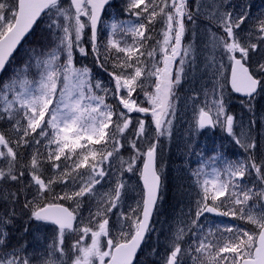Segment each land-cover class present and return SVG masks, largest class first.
<instances>
[{"label": "snow or ice", "instance_id": "6c2138e0", "mask_svg": "<svg viewBox=\"0 0 264 264\" xmlns=\"http://www.w3.org/2000/svg\"><path fill=\"white\" fill-rule=\"evenodd\" d=\"M109 3L110 0H0V72L42 14L48 18L47 28L53 37V46L41 50L35 63L30 56L22 70L0 82V120L9 124L8 131L13 134L0 131V181L22 185L16 192L5 193L3 199L16 202L25 189L31 190L32 199H26L23 205L30 212V219L56 226L46 249L29 253L25 244L9 246L7 242L5 226L12 224L15 213H0V264H133L150 230L161 177L156 167L158 145L149 139L145 119H138L131 129L136 138L128 140L133 154L128 160L120 157L119 161L121 175L135 173L142 161V202L138 201L128 212H114L122 206L126 183L117 175L114 186L107 191L98 192L97 185L108 174L104 165L111 166L124 146L123 139L133 124L129 113L150 112L157 141L170 135L172 121L166 117L175 112L170 99L173 88L182 79L189 63L187 58L193 57L191 62L195 63L193 43L184 45L182 41L188 24L193 25L192 34L196 35V18L203 14L205 6L192 0H128L125 11L140 19L134 24L115 20L109 24L102 19ZM228 4L229 0H212L207 16L221 30L217 33L209 27L205 44L209 49L205 67L210 65L218 79L213 85L211 103L198 111L196 126H219L249 154L243 161H227L222 172L214 169L211 176L202 167L194 170L201 192L191 223L195 226L205 213H213L244 221L252 229L217 225L207 233L203 229L198 233L192 231L188 243V233L178 227L163 264H186L189 259L192 264H264V210L255 211L257 206L264 209V204L251 203L264 201V156L257 161V143L252 135L256 119L253 116L247 123L236 121L227 111L226 86L220 82L223 77L231 92L240 95L241 106L254 112L253 101L264 93V60L254 62L252 54L264 47V18H257L241 34L239 30L249 14L243 8L237 12ZM161 20L163 41L157 40L159 48L153 46L148 50V41L153 39L148 32ZM101 24L109 29L103 52L98 27ZM117 34L122 36L121 40L115 38ZM128 36L132 38L131 44L124 39ZM88 44L95 62L105 71V65L111 62L108 75L114 87L94 80L87 66H75L74 54L89 55L85 47ZM157 51L162 53L159 61L155 59ZM145 52L150 66L141 59ZM177 57L179 65L173 68ZM225 68H230L229 76L224 75ZM142 77L149 82L155 77L152 93L144 91ZM138 88L144 91L151 107H143L133 98ZM109 96L118 104L109 103ZM260 120L264 122V115ZM236 127L240 129L239 135ZM142 141H147L146 151L140 147ZM42 143L46 156L36 148L26 164H19L22 149ZM44 164L53 170L48 179L44 178ZM253 173L255 180L249 187L245 181ZM26 175L30 180L25 184ZM68 180L72 187L65 184L64 190L57 193L55 186ZM86 196L96 198V209L88 217L80 218L81 201ZM62 201H70L75 207H67ZM112 215L117 217V237L111 234ZM69 234L79 238L67 248ZM89 235L90 243L85 239Z\"/></svg>", "mask_w": 264, "mask_h": 264}, {"label": "rangeland", "instance_id": "374dc122", "mask_svg": "<svg viewBox=\"0 0 264 264\" xmlns=\"http://www.w3.org/2000/svg\"><path fill=\"white\" fill-rule=\"evenodd\" d=\"M128 0H111L105 10V21L110 24L113 20L120 22H128L131 24L136 23L140 18L130 15L125 11ZM193 3H201L204 5L203 14L196 18L195 32L196 35L193 36L192 28L193 25L188 24V32L182 43L187 45L190 41L195 47V63L191 61L193 57H188L189 63L185 65V72L182 74V79L178 85L173 88L174 95L170 98L172 104L174 105V115H169L166 119L172 121L170 135L160 137L157 141L155 138V125L152 123V116L149 112L148 114L142 113H129L128 115L133 119V124L130 126V130L126 133L123 144L124 146L120 149L119 155L112 159V165L107 163L104 165L107 176L100 185H97L98 192L107 191L109 188L113 187L115 184V177L117 175L121 176V179L126 183V188L124 190V196L122 201V206L119 209H114V212L124 211L128 212L129 208L136 207L138 201L142 202V190L139 184V169L141 168L142 161H139V168L133 172H119L120 168V157L124 160L133 154L132 149L128 143L129 139H136L133 135L131 129L136 126L138 119H145L146 124L149 127V139L153 143H157V169L161 176V197L165 199V210H163L162 200L155 212L152 225L148 231V237L145 241V246L142 250L141 256L137 259L136 264H163V260L168 251V245L171 240L174 239V233L178 227L184 228L185 232L188 233L186 240L191 243L189 237L191 232H199L203 229L205 233L209 229H215L217 225L223 228L227 226H239L247 229H252V226L241 221L239 219H234L228 217L226 220H214L209 217H201L197 220L196 225H192V220L195 219L196 202L200 198L199 193L201 188L197 185V177L193 175L194 170L203 168V172L208 176H211L213 170L223 171L226 162L232 160L243 161L247 156L248 152L245 149L235 143V140L228 135L226 131H223L219 126L213 127L211 130H204L202 128H197L196 119L198 116V111L201 107H204L206 103H211L212 100V89L214 82L218 79V75L215 74V70L209 65L208 68L205 67V58L209 54V49L205 47L208 40L207 29L212 28L213 31L220 33V29L216 28L214 24L210 22L207 18L210 11V6L212 0H192ZM229 8H234L235 11L239 12L241 8L246 11L249 16L245 24L242 25L239 30L241 34L246 33L250 26L253 25L257 18H264V0H229ZM49 23L46 17L41 24L38 34H34L29 40L26 46L19 52L15 58L12 66L9 67L7 74L3 78V81L7 80L13 75L14 72L22 70L25 63L29 60V57H33V63H35V56L41 55V50L47 49L53 46V37L49 33L47 24ZM146 23V20H145ZM164 27L162 20L156 22L152 29L149 30L148 34L153 37V39L148 41V50H151L153 46L159 48L157 45V40L163 41V36L161 34V29ZM101 29L99 40L101 42V50L103 52V45L106 44L108 39V28H105L103 24L99 27ZM117 40H121L122 36L117 34L115 37ZM127 43H132L131 36L126 38ZM255 37H253V40ZM174 43V41H173ZM89 53L91 52L90 44L85 45ZM33 49L36 50L35 55L33 54ZM170 52V49H168ZM113 53L115 50L113 49ZM123 56V54H119ZM162 53L157 51L155 59L157 61L161 60ZM103 57H101L102 59ZM112 59H115L113 55ZM142 60L148 61L149 66L151 65L150 59L145 55L141 57ZM252 59L254 62L264 60V47L258 49L256 53L252 54ZM90 61H94V56L89 58ZM89 60L87 56H81L79 52L74 54V64L77 68L87 66L89 68ZM219 61V56H217ZM227 64V60H224ZM179 65V57L173 61V68ZM92 76L94 80H100L102 83L109 87H114V82H110L111 78L108 75V71L112 70L111 62L107 63L105 68L100 67L93 62L91 64ZM160 67L163 64L160 63ZM216 68H219V63H217ZM35 71V69H33ZM130 71V70H129ZM225 76L229 74V68L222 70ZM145 89L149 93L154 91L155 77L150 78V82L144 80ZM220 82L225 83V99L227 100V111L233 114L236 121H244L247 123L250 119L255 116L256 123L252 130V135L256 138L257 147L255 149V155L259 154L260 150L264 148V122L260 120V117L264 115V93L258 95L253 101L254 112H248L247 109L243 108L240 101L236 99L228 90V84L224 81L223 77H220ZM144 91L137 89L133 93V98L137 100L138 103L143 107H151L146 98ZM217 91L219 87L217 86ZM102 94V93H101ZM126 95V93H125ZM108 102L113 104H118L108 97ZM122 107V106H121ZM126 111V110H125ZM5 123V127L4 124ZM9 124L6 121L0 120V131H5L6 135L13 136L12 133L8 131ZM235 131L239 135V127L235 128ZM46 143V142H44ZM44 143L41 145H33V147L25 148L21 150V156L19 159L20 164H26L32 152L39 148L40 152L46 156L47 149L44 147ZM218 146H224V154L217 152ZM52 147H55L54 145ZM99 147V146H97ZM140 147L143 151L147 150V141H142ZM264 156V153L261 154ZM260 159V158H259ZM259 161V160H257ZM48 165V164H47ZM50 166V165H49ZM63 163L61 165V170L63 169ZM48 172L44 173V178L48 179L53 174L51 167ZM113 169L116 171L114 172ZM30 180L27 176L24 181ZM203 179V177H201ZM27 180V181H28ZM255 180V174L248 178L245 183H248L251 187V181ZM11 184V182H10ZM65 184L69 188L72 187V181H65L64 184H58L55 186V191L60 193L64 190ZM14 186V183L12 184ZM19 188L22 187L20 184H16ZM9 186V185H8ZM29 192L32 199V191L29 189L24 190V194ZM171 194V195H170ZM4 193L0 192V201L3 200ZM177 196V197H176ZM176 197V199H175ZM27 199V198H26ZM28 200V199H27ZM25 201L21 205L23 207ZM62 203L68 205L70 208H74L75 204L70 201H62ZM254 204H262V201H252ZM96 209V198L84 197L81 201V207L79 209L80 218H86L89 212H94ZM264 209L259 206L255 208V211L259 213ZM30 212L27 210L25 212V217L23 218L24 224L23 228H27V240L26 247L29 253L34 250L41 252L46 249L47 244L51 243L54 235L55 229L45 225L37 224L30 221L27 215ZM164 217V221H162ZM25 219V220H24ZM117 217L115 215L111 216V226H112V236L117 237L119 235V226L116 223ZM180 221H183L181 224ZM191 229V231H190ZM127 230V229H126ZM77 234H69L65 243V247L70 248L71 243L78 239ZM86 241L90 243V235L85 237ZM106 246V240H105ZM98 263V262H97ZM186 264H192L191 260H186Z\"/></svg>", "mask_w": 264, "mask_h": 264}, {"label": "trees", "instance_id": "16d2710c", "mask_svg": "<svg viewBox=\"0 0 264 264\" xmlns=\"http://www.w3.org/2000/svg\"><path fill=\"white\" fill-rule=\"evenodd\" d=\"M40 26H38L35 29L32 36L34 34H38V30H39ZM31 37H29L28 40ZM28 40L23 45L21 50L26 46V44L28 43ZM2 125H4V124H2ZM262 153H264V148H263V150L259 151V154H256L257 160H259ZM13 183H14V186L12 185ZM16 184L17 183H15V182H11V184H10V182L6 183V182L0 181V192L4 193V194L16 192L20 189L19 186H17ZM176 197H175V199H176ZM161 200H162L163 210L166 211L165 210V199H164V197H161ZM22 203H23V200H22L21 194L19 195V197L15 203L12 201H6L4 199L2 201H0V213H3L5 216H7L8 213H10V212L15 213V215L11 217L12 224L5 226V230L8 232L7 242L9 244V246H15V245H20V244L26 245L27 234H26L25 228H23L24 221L22 220V218L25 217V212L27 210L25 208H21L20 204H22ZM162 221H164V217H163Z\"/></svg>", "mask_w": 264, "mask_h": 264}, {"label": "water", "instance_id": "95a60500", "mask_svg": "<svg viewBox=\"0 0 264 264\" xmlns=\"http://www.w3.org/2000/svg\"><path fill=\"white\" fill-rule=\"evenodd\" d=\"M38 19H39V18H38ZM30 31H31V30H30ZM29 33H30V32H29ZM29 33H28V34H29ZM28 34H26V37H27ZM26 37H25V38H26ZM25 38H24V39H25ZM24 39H23V40H24ZM23 40H22V41H23ZM21 43H22V42H21ZM18 47H19V45H18ZM18 47H17V48H18ZM16 50H17V49H16ZM16 50H15V51H16ZM15 51H14V52H15ZM13 54H14V53H13ZM0 73H1V72H0ZM229 88H230V84H229ZM230 89H231V88H230ZM234 94H236V93H234ZM236 95L240 97L239 94H236ZM140 183H141V186H142V188H143V181H142L141 178H140ZM158 195H159V191H158ZM154 209H155V208H154ZM153 212H154V210H153ZM207 214L211 215L212 217H216V218H221V217H223V216L215 215V214H213V213H207ZM152 215H153V214H152ZM151 218H152V216H151ZM151 218H150V221H151ZM149 225H150V222H149ZM145 235H146V234H145ZM142 242H143V241H142ZM141 244H142V243H141ZM139 248H140V247H139ZM139 248H138V250H139ZM138 250H137V252H138ZM136 254H137V253H136ZM135 256H136V255H135ZM135 256H134V258H135ZM134 258H133V261H134Z\"/></svg>", "mask_w": 264, "mask_h": 264}]
</instances>
